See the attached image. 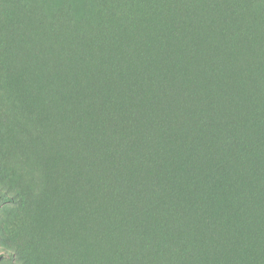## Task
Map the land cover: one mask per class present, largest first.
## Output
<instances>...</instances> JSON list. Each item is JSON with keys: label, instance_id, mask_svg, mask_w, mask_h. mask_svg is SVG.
Returning a JSON list of instances; mask_svg holds the SVG:
<instances>
[{"label": "trees", "instance_id": "obj_1", "mask_svg": "<svg viewBox=\"0 0 264 264\" xmlns=\"http://www.w3.org/2000/svg\"><path fill=\"white\" fill-rule=\"evenodd\" d=\"M5 29L0 121L54 141L103 264H264V0L0 1Z\"/></svg>", "mask_w": 264, "mask_h": 264}, {"label": "rangeland", "instance_id": "obj_2", "mask_svg": "<svg viewBox=\"0 0 264 264\" xmlns=\"http://www.w3.org/2000/svg\"><path fill=\"white\" fill-rule=\"evenodd\" d=\"M13 35L11 29H5L0 33V43L13 40ZM0 97V115L18 113L15 95L11 106L10 95L2 91ZM18 122L25 132L12 128ZM29 124L21 116L6 124L0 121V264L107 262L87 240L89 230L78 199L73 193L60 197V183L49 178L57 155L45 156L43 149L54 141L46 140L40 129L37 133L30 126L29 130ZM4 193L13 200L3 199Z\"/></svg>", "mask_w": 264, "mask_h": 264}]
</instances>
